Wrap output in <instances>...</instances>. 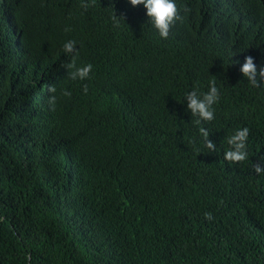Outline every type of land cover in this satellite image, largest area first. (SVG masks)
Masks as SVG:
<instances>
[{"label":"trees","instance_id":"obj_1","mask_svg":"<svg viewBox=\"0 0 264 264\" xmlns=\"http://www.w3.org/2000/svg\"><path fill=\"white\" fill-rule=\"evenodd\" d=\"M176 2L162 38L128 0H0V264H264V82L239 71L264 0ZM210 79L198 123L183 97Z\"/></svg>","mask_w":264,"mask_h":264},{"label":"clouds","instance_id":"obj_2","mask_svg":"<svg viewBox=\"0 0 264 264\" xmlns=\"http://www.w3.org/2000/svg\"><path fill=\"white\" fill-rule=\"evenodd\" d=\"M133 5H143L147 21L157 31L158 35L162 38L169 36L170 27L180 19V12L177 7L176 0H128ZM116 14L113 16V21L119 23ZM75 41L69 39L62 44V48L66 54L73 53ZM69 67H72L69 64ZM93 65L91 63H85L81 66L74 68V71L70 73L73 79H85L89 76ZM240 73L243 77L252 85L258 86L260 82H264V64H258L255 62V58L251 55H245L243 62L239 67ZM86 91V89H85ZM65 95H70L65 91ZM220 93L215 79H210L207 84V90L201 91L198 87L190 88L183 97L185 108H187L191 115L197 118L198 123L211 121L214 118V105L219 100ZM50 100H54L55 97H49ZM200 132L205 137L206 146L212 150L215 148L214 143L208 140L207 130L203 127L200 128ZM249 135V129L247 126L236 128L233 133L228 136L227 147L224 151V156L228 160L241 161L244 160L248 153L246 142ZM257 172L262 171L260 165L255 166ZM206 218H211L210 212L204 213Z\"/></svg>","mask_w":264,"mask_h":264}]
</instances>
